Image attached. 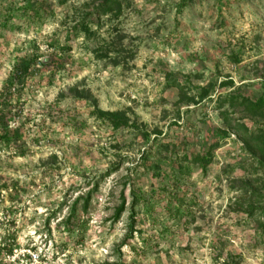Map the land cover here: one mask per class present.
Returning <instances> with one entry per match:
<instances>
[{
    "label": "rangeland",
    "instance_id": "obj_1",
    "mask_svg": "<svg viewBox=\"0 0 264 264\" xmlns=\"http://www.w3.org/2000/svg\"><path fill=\"white\" fill-rule=\"evenodd\" d=\"M117 1L62 53L95 0H0V264H264V218L245 211L264 156L228 128L264 117L215 102L264 91V0Z\"/></svg>",
    "mask_w": 264,
    "mask_h": 264
},
{
    "label": "trees",
    "instance_id": "obj_2",
    "mask_svg": "<svg viewBox=\"0 0 264 264\" xmlns=\"http://www.w3.org/2000/svg\"><path fill=\"white\" fill-rule=\"evenodd\" d=\"M120 11L119 2L117 0H95V4L93 6V9L89 12H85L80 15L78 21L69 29V31L66 33L64 43L60 45L59 50L62 53H66L70 51V46L68 44L71 37H76L78 35H82L84 38L89 39L94 35V33L91 30V26H99L100 18L109 14H117ZM51 47L52 44H51ZM54 47H57L54 45ZM38 59H34L32 64H38L41 67H49L51 64H53V67H57L59 65V60L55 58V61L50 58L49 60H45L44 62H38ZM32 65L26 66L25 70L23 72L28 71ZM17 70V69H16ZM18 72V71H17ZM20 74V73H19ZM15 79L10 78L9 82L12 83V81ZM223 85L232 86V82H227ZM178 87V86H177ZM201 92L197 96L198 101H201L202 99L208 97V91L205 88L200 89ZM223 97L217 99L215 102L218 101L217 107L218 109H221L224 105H227V108L232 111V113L236 114H246L251 116H260L264 117V91L257 94L253 99L245 98L242 96L237 95L233 90L222 95ZM192 101V100H191ZM192 103H195L194 100ZM194 104V105H195ZM227 110L221 111L220 115L225 120L227 117ZM92 115L95 119H98L100 121L106 122L112 130H120L128 127V120L125 118L124 115L117 113V112H109V111H103L96 107L92 110ZM234 124V123H233ZM232 125L228 124V128L232 131H235V133L238 135L240 141L242 144L255 152L257 155L264 156V130L257 131V132H251L248 131L246 128L239 126L236 122L234 124V128H231ZM14 132L8 128V126H4L0 130V140L4 143H8L9 140H11V135ZM225 134L224 132H222ZM210 148L207 149L204 153L199 154L195 157L194 165L199 167L200 170L203 172L206 170V168L211 163V154H210ZM185 159V158H184ZM258 168L264 170V158L259 162ZM96 188V186H95ZM264 190V185H263ZM95 191V190H93ZM89 197V196H88ZM259 204L256 208H253L251 204L249 203L247 205V209L245 210L248 215H252L253 211H260L261 217L264 218V198H259L256 202ZM87 201H85V204L83 206V209H86ZM135 205V199L131 202V207ZM121 209L118 211L121 212ZM72 215V214H70ZM132 227V226H131ZM258 227L260 229L264 230V224L262 222L259 223ZM131 233V230H130ZM4 247V246H3ZM6 251H10L11 248H4Z\"/></svg>",
    "mask_w": 264,
    "mask_h": 264
},
{
    "label": "built area",
    "instance_id": "obj_3",
    "mask_svg": "<svg viewBox=\"0 0 264 264\" xmlns=\"http://www.w3.org/2000/svg\"><path fill=\"white\" fill-rule=\"evenodd\" d=\"M28 258L33 263L39 262V255L36 252H28Z\"/></svg>",
    "mask_w": 264,
    "mask_h": 264
}]
</instances>
